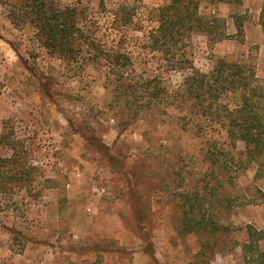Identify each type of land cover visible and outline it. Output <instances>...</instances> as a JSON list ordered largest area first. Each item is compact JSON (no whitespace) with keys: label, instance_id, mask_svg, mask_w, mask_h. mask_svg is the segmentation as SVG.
Here are the masks:
<instances>
[{"label":"rangeland","instance_id":"rangeland-1","mask_svg":"<svg viewBox=\"0 0 264 264\" xmlns=\"http://www.w3.org/2000/svg\"><path fill=\"white\" fill-rule=\"evenodd\" d=\"M83 1L92 15H105L100 0ZM111 1L136 7L130 29L135 39L126 45L138 69L178 87L183 75L170 71L162 52L136 39L140 29L157 27L158 9L169 0ZM262 3L244 0L239 7L205 11L226 19L231 35L232 15H243L245 38L214 45L196 36L195 66L208 72L220 58L239 60L264 89ZM6 15L0 4V133L2 123L13 119L43 173L37 201L24 193L13 200L0 193V264H154L145 253V234L162 264H239V244L249 239L248 229L264 228V202L256 193V188L264 192V179H254L258 164L244 169V144L231 149L219 126L175 106L128 123L126 113L110 106L104 73L69 69L41 47L32 30H17ZM83 136L94 145H86ZM215 144L226 154H217L212 164ZM186 195L198 197L204 214L225 230L182 236ZM135 209L143 215L141 235Z\"/></svg>","mask_w":264,"mask_h":264},{"label":"trees","instance_id":"trees-1","mask_svg":"<svg viewBox=\"0 0 264 264\" xmlns=\"http://www.w3.org/2000/svg\"><path fill=\"white\" fill-rule=\"evenodd\" d=\"M243 2L169 0L158 9L157 27L143 32L139 30L141 35L136 39L139 42L145 39L150 50L162 52L168 59L170 71L183 75L181 84L171 89L160 74L150 75L146 70L138 69L134 53L127 49L126 43L135 39L130 29L135 24L136 7L126 2L115 4L111 0H100V6L105 10L100 19L90 13L89 5L83 0L73 3L0 0L7 11L8 21L17 30H32L41 47L63 61L69 69L79 72L91 67L104 73L111 89L110 106L126 113L128 123L147 113L167 112L175 106L190 118L219 126L231 149H237L238 143H243L244 169L258 164L254 179L261 181L264 179V89L256 73L245 63L228 58L216 60L213 67L204 72L195 66L191 50L196 36H204L214 45L229 39L243 42L246 22L243 15H232L236 32L231 35L226 19L205 12L220 5L239 7ZM260 24L264 30V0ZM197 128L202 130V124L199 123ZM82 139L86 145H94L90 139L84 136ZM211 150L212 164L216 163L217 154H226L216 144ZM98 151L103 153V147L98 146ZM42 173L29 138L18 132L13 119L5 120L0 133V193L9 195L11 200L16 194L24 193L29 201H37L42 194ZM228 180L233 184L232 177ZM256 193L264 202V192L256 188ZM202 206L198 197H184L180 207L179 233L182 236L216 235L225 230L219 221L204 214ZM135 210L141 235L143 215ZM13 235L19 240L16 234ZM248 235L249 239L239 244V264H264V228H249ZM143 240L145 253L152 262L162 264L156 257L151 237L145 234ZM23 243L22 250L26 248Z\"/></svg>","mask_w":264,"mask_h":264}]
</instances>
